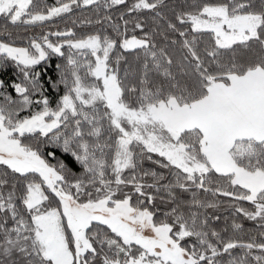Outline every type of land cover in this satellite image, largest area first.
<instances>
[{"label": "snow or ice", "instance_id": "6c2138e0", "mask_svg": "<svg viewBox=\"0 0 264 264\" xmlns=\"http://www.w3.org/2000/svg\"><path fill=\"white\" fill-rule=\"evenodd\" d=\"M88 6L124 11L13 39ZM0 18L19 74L15 95L0 80V264H264V0H0Z\"/></svg>", "mask_w": 264, "mask_h": 264}, {"label": "trees", "instance_id": "16d2710c", "mask_svg": "<svg viewBox=\"0 0 264 264\" xmlns=\"http://www.w3.org/2000/svg\"><path fill=\"white\" fill-rule=\"evenodd\" d=\"M43 3L51 6L56 3V0H43ZM124 11L123 8L117 7L116 9L109 10L106 13L103 9L100 10L99 15H97L96 7L95 6H88V7H74L73 11L70 14H62L60 17L53 18L51 21H47L44 23H37L36 25L31 26H24L21 25L19 27L10 28V31L14 33L13 39L15 43L19 46H24L25 44V37H31L33 35L40 36L48 31H63L66 28H72L76 34V38L81 36L87 35L90 32H95L101 28H107L108 26L105 25H97L93 24H80L81 20H93L99 19L100 16L105 14H111L115 19L120 12ZM73 20L76 21L73 24ZM4 23L3 19L0 18V25ZM110 31V29H109ZM137 35L140 33L137 31ZM18 37V38H17ZM53 42L57 41L56 37H50ZM67 52V48L64 49ZM132 56H129V60H132ZM63 63V59L60 57L52 56L49 61L42 62L40 65L36 66L34 71H39L42 74V80L48 81L49 77L52 80L57 78V69L56 65ZM18 70L16 69L15 65L12 62L6 63L4 66H0V80L5 82L6 87L10 85L14 80L18 79ZM50 84V81H49ZM49 84H46L45 87L47 88V94L49 96V100L54 105L56 99L58 98V94H62L63 88L61 87L58 92L54 91ZM7 91L12 92L10 87H7ZM15 95L14 92H12ZM35 98V97H34ZM57 156H60L62 159H65L66 163H69L70 166L74 167V170L78 171V166H74L71 162V159L68 157H63L62 154L57 151ZM53 163L55 161H52ZM146 168L153 167L152 165L148 164L147 162L144 165ZM161 210H164V206L161 205ZM223 213V209L220 210ZM252 227V222L245 221V229H249Z\"/></svg>", "mask_w": 264, "mask_h": 264}]
</instances>
